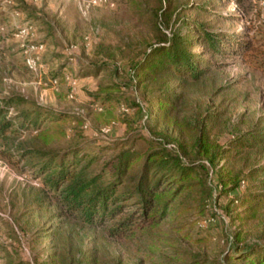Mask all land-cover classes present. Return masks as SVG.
<instances>
[{"label": "rangeland", "instance_id": "1", "mask_svg": "<svg viewBox=\"0 0 264 264\" xmlns=\"http://www.w3.org/2000/svg\"><path fill=\"white\" fill-rule=\"evenodd\" d=\"M164 6L169 20L159 12ZM193 22L222 33L216 52L192 48L211 62L200 64L203 76L131 77L132 62L150 45L192 34ZM31 46L36 71L26 65ZM60 67L65 79L56 77ZM115 85L118 99H95L101 86ZM171 92L178 97L163 117L155 100ZM13 94L27 101L7 116L37 104L80 120H65L67 135L49 146L31 129L0 136V264H244L231 237L264 243V198L255 215L247 209L264 192V0H0V98ZM201 135L226 147L221 155L212 149L213 167L198 152ZM151 136L194 163L198 176L142 240L80 221L60 203L59 189H49L19 156L23 146H79L99 155L98 165L124 146L117 140L143 148ZM231 174L248 178L235 192L219 193V176Z\"/></svg>", "mask_w": 264, "mask_h": 264}, {"label": "trees", "instance_id": "2", "mask_svg": "<svg viewBox=\"0 0 264 264\" xmlns=\"http://www.w3.org/2000/svg\"><path fill=\"white\" fill-rule=\"evenodd\" d=\"M159 12L167 20L172 16L168 6L161 7ZM193 24L192 34L169 35L157 44L150 45L142 56L132 62L131 77L143 83L147 79L166 82L171 76L196 81L203 76L206 69L200 64L211 62L192 48L200 44L216 52L222 33L204 22ZM64 69L60 67L56 77L65 79ZM100 88L101 93L95 99H118L120 87L117 85ZM171 96L172 92L166 97H156L157 111L163 117H167L172 110L170 105L178 97ZM95 99L91 97L89 101L94 103ZM26 101V98L17 94L0 98V136L6 132L17 134L31 129L35 131L36 139L49 146L53 139L67 135L65 120H80L77 116L73 118L66 112L48 110L37 104L31 110L24 109L7 116L11 108L23 105ZM143 140V148H136L134 142L126 146L117 140L116 145L124 146L112 159L98 165L100 156L84 152L79 146L64 150L23 146L19 156L27 167L35 168V173L41 176L49 189H59L60 203L80 221L88 225L107 224L108 234L118 239L142 240L166 216L177 194L182 190L188 191L198 176L194 163L187 162L177 154H170L166 144L154 145L153 142L160 141L157 138L151 136ZM197 148L198 152L206 155L213 167L212 149L221 155L226 147L210 143L205 135H201ZM247 178L240 174H231L227 178L219 176V193L235 192ZM211 193L209 188L207 194ZM263 198L264 192L252 196L255 203L247 207L252 211L251 215H255L256 206ZM233 201H238V198L235 197ZM239 241L237 234L231 237L230 245L236 260L244 264H264V243L257 241L243 244ZM187 264L202 262L194 259Z\"/></svg>", "mask_w": 264, "mask_h": 264}, {"label": "built area", "instance_id": "3", "mask_svg": "<svg viewBox=\"0 0 264 264\" xmlns=\"http://www.w3.org/2000/svg\"><path fill=\"white\" fill-rule=\"evenodd\" d=\"M26 31V29H23L22 32ZM31 48H33V46L29 47V48H26L25 49V52L27 54L26 56V65L29 69L33 70V71H36L37 69V61H36V58H34L31 54H30V50ZM56 81L53 80V84H55Z\"/></svg>", "mask_w": 264, "mask_h": 264}]
</instances>
